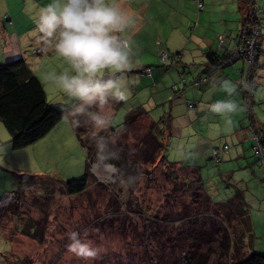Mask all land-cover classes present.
<instances>
[{
	"label": "rangeland",
	"instance_id": "1",
	"mask_svg": "<svg viewBox=\"0 0 264 264\" xmlns=\"http://www.w3.org/2000/svg\"><path fill=\"white\" fill-rule=\"evenodd\" d=\"M125 1L115 0L122 8L125 7ZM128 1L127 10L130 13L131 23L128 27L130 32L126 37L131 40V45L139 49H132L133 58H136L133 67L136 63L143 62L152 71L161 70L166 73L171 67L181 72L188 70L185 79H190L193 87L202 83H194L196 80L204 82L200 78L205 60L200 48H208L204 38L213 39L217 35L234 36L236 20L239 22L241 19L234 0H202L201 11L196 8L198 0ZM50 2L51 0H0V64L22 58L30 69L34 68L33 72L43 85L48 103L59 111L70 113L75 111L73 108L80 102L64 96L58 87L44 79L46 74L62 72L71 74V66L68 62L54 52L55 41L44 46L36 30L39 9ZM111 2L113 0H109V3ZM223 23L227 29L224 34ZM261 35L264 36L263 30ZM259 37L260 31L257 30L253 42L257 43ZM213 42V49H216L217 38H214ZM256 49L254 47V50ZM238 51L240 47L236 49L233 57L237 53L240 54ZM37 52H41L42 55H38ZM175 52H179L182 57L180 54L177 57ZM161 53H167L166 62L160 60ZM12 55L13 59L10 58ZM180 58H182L181 62H177ZM172 60L176 64H173ZM133 67L131 70H134ZM101 75L104 79L108 78L104 73ZM237 75L238 82L233 75L227 80L234 82L237 88L243 87L239 88L241 95L239 104L242 105L239 107L245 109L249 123L242 96L243 93L245 94L243 80L247 75L242 72H237ZM155 84L158 85L152 97L156 100L157 97L161 98L165 95L164 88L170 83L164 85L155 82ZM136 85L131 88L133 94L137 91L139 81ZM177 85L181 91L182 83L178 82ZM145 89L148 91L138 92L137 99L140 102L145 101L148 95L152 94L149 86ZM166 92L170 93V89L168 88ZM134 102L138 103L137 100ZM197 102L198 100H194L193 104L196 105ZM166 106L168 107L169 103H166ZM248 107L252 117L264 123V102H259L256 98ZM158 108L151 112L149 107H145L150 111L151 119L152 113ZM88 109L90 112L98 111L96 105ZM193 112L195 110L189 112L191 122L196 119L195 116L190 115ZM169 114L172 117L171 113ZM162 116L160 114L155 121H159ZM123 119V115L117 114L112 126H120ZM78 122L82 127L83 141L92 145L91 136L94 135V129L91 127L89 117ZM211 122L204 124L201 120L198 129L188 128L183 131L189 135L194 134L195 140L198 136L209 138V146L216 151L219 150L220 163L216 164L213 159H204V149L201 153L195 145L190 144L192 139L184 133L182 136H170L163 157L168 163L198 168L203 191L213 203H224L235 194H240L248 208L253 228V239L249 247L245 246V249H242V256H249L252 252L264 256V174L263 171L258 170L260 167L253 152L250 133L248 130H246L247 135L234 133L229 123L220 120V123H223L221 131L217 117ZM213 128L215 129L212 133L207 131ZM109 130L110 127L100 132L110 134L108 143L115 144L116 139H119L125 145L128 143L129 147H133L132 143L135 139L142 137L144 133L139 127L118 134H112ZM224 130L230 134H225ZM233 134L240 138L243 147ZM252 138L258 142L254 134ZM224 146L228 148L225 153L221 151ZM261 148L263 149L262 146ZM241 150L256 166L261 174L259 178L246 169L244 159L237 158L238 151ZM128 158L130 159V156ZM94 165L96 163L93 161L87 164L85 152L79 145L68 118L67 122L62 120L37 142L20 149L12 148L10 135L0 121V264H201L200 261L191 263L182 256L185 245L182 246V237H178L182 219L172 223L171 218L168 222H164L167 218L157 217L159 206L164 203V192L175 191L176 188L172 181L167 183L163 173L159 172L164 169L162 165L157 164L149 178L141 177L140 180L137 178L135 188L121 183L122 189L115 186L118 172L114 177L109 175L100 178L93 170ZM86 171L89 180L83 194L68 196L61 190L64 182L80 177ZM182 172L177 170V175L180 177ZM219 173L224 175L221 177ZM20 175L31 178L32 184L26 189L23 187L19 189V192L23 193L20 194L16 204L13 192L19 187L17 180L22 179ZM188 177L190 176L186 179ZM181 188H176L178 194ZM186 195L188 196L187 192L181 198L183 205L191 207L193 198ZM126 197L132 200L129 207L125 208L122 204L126 203ZM173 200L178 199L173 197L169 199V201ZM172 204L171 207L175 210L181 208ZM183 205L182 209H185ZM8 206L18 208L17 219H10L9 213L8 217L3 216L2 212ZM138 206L142 209L140 214L137 212ZM23 223L33 226L24 228ZM145 225L148 226L145 228ZM155 226L162 230L157 232ZM72 231L78 232L81 239L92 241L100 249L97 259L81 260L68 251L67 246L70 243L68 234ZM247 242L249 244V241ZM197 253L204 255V250ZM215 258L216 255L210 256L206 264H215Z\"/></svg>",
	"mask_w": 264,
	"mask_h": 264
},
{
	"label": "trees",
	"instance_id": "2",
	"mask_svg": "<svg viewBox=\"0 0 264 264\" xmlns=\"http://www.w3.org/2000/svg\"><path fill=\"white\" fill-rule=\"evenodd\" d=\"M198 2L202 4V1L198 0L197 4ZM197 10L201 11L198 7ZM238 10L241 15V32L238 36L239 39L234 45L240 47L241 51H244L246 47L245 43L249 36L248 32H250L253 26H256L260 31L261 19L257 15L256 0H238ZM230 37L218 36V51L208 50L204 54L205 60L201 79L205 81L210 80L214 74L230 68L234 62L242 58L241 54L237 53L236 60L231 61L234 52L236 53V47L234 46L235 49H232L226 46V40H230ZM221 40L224 41L222 45H220ZM256 48L253 51V63L249 66V72L243 80L244 84H251L252 89L248 91L244 88L245 94L243 93L242 96L250 120L248 130L250 132L252 130L254 136L258 139V143L264 149V141L257 135L258 129L256 130L254 126L256 120L252 117L248 107L252 103L253 94L257 86L255 73L258 69V55L260 54L258 40ZM38 55L42 54L38 53ZM147 68L145 67L144 69ZM197 82L201 83L203 81L196 80L194 83ZM239 88L242 89L243 87L239 86ZM115 103L116 109L122 106V102ZM88 108L90 107H87V111L84 114H74L75 111L65 113L70 120L79 145L85 152L87 164L92 162L97 155V147L94 145L96 141L93 139L92 145L83 141V134H81L82 127L80 125L75 127L72 122H82L87 118V113L90 112ZM191 108V106L188 107V109ZM63 114V111L57 110L48 103L42 83L22 58L6 64H0V121L4 124L10 135L12 148H24L43 138L59 122L64 120ZM171 120L169 115H165L157 122L152 121L149 117V111L143 106L137 105L126 113L120 126L114 127L111 124V130H109L112 134H118V132L126 133L135 127L142 129L144 133L142 137L135 139V142L132 143L133 147H129L128 143L126 145L123 144L119 139H116L115 144H110L108 143L110 134L105 132L99 133L100 136L105 138V154L115 157L111 160V163L117 166L118 172L116 177L119 183L117 184L116 181L115 186L118 189H122L121 183H123L125 186L135 188L137 178H139L138 180L141 177L149 178V175L154 172L155 167L162 165L164 169H161L159 172L163 173L165 181L167 183L168 181H172L176 185V188H181V186L183 188H181L182 190L179 194L176 188L174 189L175 191L164 192V203L159 206L157 217L161 216V219L167 218L164 222H168V219L171 218L172 223H176L182 219L181 232L178 233V237H182V246L185 245L182 255L184 258L188 259L191 263L200 261L201 264L203 262L206 264L210 256L216 255L215 264H264L263 255L252 252L249 256H242V249L245 246L249 247L253 239L250 215L242 196L235 194L224 203H213L205 191H203L198 168L165 161V157L163 156L167 141L171 136ZM91 137L93 138V136ZM251 139L254 152L256 143L252 137ZM221 151L226 152V150ZM218 154L219 150L213 149L210 156V159H213L216 164L221 162ZM128 156H130V159ZM255 156L257 157L256 162L264 174L260 157L258 155ZM177 170L183 171L180 177L177 175ZM187 176L190 177L186 179ZM219 176L222 177L223 173H219ZM20 177L22 179L17 180L19 182L18 191L13 192L16 204L20 198V194L23 193L19 192V189L22 187L26 189L32 184L30 183L32 180L28 176L20 175ZM88 180L89 174L86 171L82 176L64 182L61 185V190L68 196H79L86 190ZM153 182L157 183V181ZM186 192L188 193L187 197L193 198L191 207L183 205V201L181 200L183 194H186ZM171 197L178 200L169 201ZM125 200L126 203L123 202L122 205L126 208L129 207L132 199L126 197ZM171 204L174 206L178 205L181 208L175 210L171 207ZM182 205L185 209H182ZM138 207L139 210L137 212L140 214L142 213V209L140 206ZM164 209L166 210L164 211ZM17 211L18 208L16 206H8L3 210L2 214L6 218L9 213L10 219H17L19 217V214L16 215ZM149 222L152 223V220L149 219ZM26 224L23 223L24 228H31L33 226ZM147 226L145 225V228ZM154 228H157V226ZM160 230L162 229L157 228L156 231ZM247 241H249V244ZM201 250H204V255L197 253ZM225 259L227 260L226 262L223 261Z\"/></svg>",
	"mask_w": 264,
	"mask_h": 264
},
{
	"label": "clouds",
	"instance_id": "3",
	"mask_svg": "<svg viewBox=\"0 0 264 264\" xmlns=\"http://www.w3.org/2000/svg\"><path fill=\"white\" fill-rule=\"evenodd\" d=\"M131 23L130 13L113 0H51L39 9L36 30L42 44H51L56 55L71 66L69 72L46 74L44 79L60 89L64 96H69L80 103L74 114H84L87 107L96 105L98 111L87 115L94 129L97 155L93 163L113 171L117 166L111 163L114 156L105 154V138L99 133L111 126L113 115L107 110L109 98L114 102L129 99L130 87L126 73L131 70L135 59L131 40L122 38ZM138 55V54H137ZM137 57V56H136ZM112 75L104 79L103 73ZM221 88L228 95L236 94L237 85L223 80ZM245 90L251 91V84H244ZM239 105L233 100H220L210 105V112L225 117L236 112ZM67 122V115L63 114ZM228 123H231L229 120ZM75 127L78 121H73ZM70 253L81 260H95L100 249L92 241L81 239L78 232L68 234Z\"/></svg>",
	"mask_w": 264,
	"mask_h": 264
},
{
	"label": "crops",
	"instance_id": "4",
	"mask_svg": "<svg viewBox=\"0 0 264 264\" xmlns=\"http://www.w3.org/2000/svg\"><path fill=\"white\" fill-rule=\"evenodd\" d=\"M202 1V0H201ZM235 4L237 6V11H238V15H240V12L238 10V0H234ZM128 0L125 1V7L124 8H128ZM197 8V5H196ZM256 9H257V15L258 17L261 19V24H260V37H259V49H260V54L258 55V69L257 72L255 73V81H256V90H255V94L253 95V103L255 101V99L257 98L259 102H264V44H263V39L264 36L261 35V31H264V0H256ZM241 17V15H240ZM223 34L225 31H227V29L225 28V23H223ZM236 28L235 30H233L234 36H231L230 40H226V46L232 49L234 48V44L235 42L239 39L238 36L240 35L241 32V27H240V21L238 22L236 20ZM130 31L128 30V28L125 30L124 33H120L119 35L122 36V38L124 39H128L126 36H128V33ZM221 36V35H217ZM216 36L214 38H217ZM213 38V39H214ZM205 39V43L208 46V48H200L201 52L203 53V57L204 54L208 51V50H214V51H218V44H217V48L213 49V39H209V38H204ZM133 50H139L136 49L134 45H131ZM236 47V46H235ZM204 49V50H203ZM236 49H238V47H236ZM180 53L179 52H175V55L178 57ZM180 56L182 57V55L180 54ZM11 59L14 58V56H10ZM177 61V62H181ZM173 64H176L175 61L172 60ZM235 64H233L230 68L231 69H226V73L225 70H223L222 72H217L216 74H214L210 80H207L204 82H202L200 85H197L196 87H193V85H191V80L190 79H185V75L186 72L189 73L188 70L185 71H180L175 67H171V69L168 72H163L161 70L158 71H152L150 70L149 66L146 64H142L141 63H136V65L133 67L134 70H129L126 73L128 82H129V87H130V96L129 99L127 101L122 102V106L118 109L115 108V102L111 100V97L109 98V105L107 107V109L109 110L110 113H112L113 115V119L114 117L118 114L119 115H123L125 116L126 113L133 107L137 106V105H141V106H145V107H149L151 112L153 111V109H155L156 107H159L158 110L154 113H152V121H155V119H157L159 117L160 114H162L163 116L165 115H169V113H171L172 117H171V137H173L172 135H181L184 133L187 135V137L192 139V142L190 143L191 145H195L196 149H198L201 153L203 152L204 149V159H210L211 156V150H213V148H211V146H209V142L210 139L206 138V136L202 137V136H198L197 140H195L194 134L193 135H189V133H187L186 131H183L184 129H188V128H192L193 130L198 129L199 125L198 123L203 120L204 124L206 122H209L210 124L212 123L211 121H213V118L217 117L218 122L220 123V120L225 121V123H228L227 120H230L231 123H229V126L231 128V130L234 133H240V135L242 134H246L247 132L246 130H248L250 125L248 123L247 117H246V112L245 109H241L240 107L238 108V110L232 114H230V116H228L229 119H226L225 116L222 115H218L215 113L210 112V105L215 103L216 101H220V100H233L234 102H236L239 106H242L240 103V99H241V95L239 93V88L236 89V94L233 95H228L227 93H225L223 91V89L221 88V85L223 83V80H227L229 76L233 75L235 77V81L238 82L239 81V77L237 75V72L240 73L242 72L243 74L245 73V75L249 72V67H248V63L247 61L242 57L240 59H238L236 62H234ZM247 63V64H246ZM148 67L147 70L149 71V75H146V73L144 72V68ZM172 68H174L175 70H173ZM31 70L33 71L34 68L32 67ZM230 72V75H228V73ZM234 72V73H232ZM107 73V74H106ZM105 75L108 76V78L112 75L111 71L105 72ZM130 77L132 78V80L130 81ZM201 77V75H200ZM107 79V78H106ZM141 80V81H140ZM137 81H139V86L137 88V91L133 94L131 88L137 86L136 83ZM163 81V82H162ZM170 81V82H167ZM183 81V83H182ZM155 82H161L164 83V85H167L168 83H170L166 88H164L165 90V95L161 98H156V100L152 97V95L155 93V89L157 87V85L155 84ZM178 82L179 84L182 83V90L179 91L178 88ZM234 83V82H233ZM235 84V83H234ZM163 85V84H162ZM149 86V90L151 91V96L148 95V98H146V102H140V100H138V92H146L148 91L147 88ZM170 89V93H167L166 90ZM176 90H175V89ZM162 92V90L160 91ZM173 95H170V94ZM134 100H137L138 103H135ZM194 100H198L197 102V106L193 104ZM202 101V102H201ZM166 103H169V106H166ZM191 106V109H188V107ZM144 107V108H145ZM76 107H74L73 109H75ZM72 109V110H73ZM192 110H195V112L191 113V116H195L196 119L191 122L190 121V117H189V112H192ZM149 111V110H148ZM69 113V112H68ZM150 113V111H149ZM150 117V114H149ZM222 118V119H220ZM112 119V121H113ZM255 122H254V126L257 130V135L258 137L261 138V140L264 141V123L260 122L257 118H255ZM112 124V123H111ZM218 124V123H217ZM223 123H220L219 126H221V131L223 130ZM245 127V128H244ZM216 128V127H215ZM207 129V131H211V133L214 131ZM225 131V130H224ZM248 132L250 133V140L252 137V133L248 130ZM225 134H230L227 131H225ZM224 134V135H225ZM223 135V136H224ZM233 136L236 137V141L239 144H242L241 147H243V143H241L240 138L237 137V135ZM226 146H224L221 150H224ZM227 148V147H226ZM228 151V148L226 149V152ZM223 152V151H222ZM248 152V150L246 151ZM237 158H241L244 159L245 161V165H246V169L250 170L251 174L253 176H255L256 178H259L261 176V174L259 173V171H257L256 166L254 165V163H251L252 160L249 159L246 154L244 153L243 150H241V152L238 151L237 154ZM258 164V163H257ZM259 166V164H258ZM260 167V166H259ZM258 167V168H259ZM258 170H261L260 168ZM262 172V170H261ZM224 175V173H223ZM259 183L261 184V181L259 180Z\"/></svg>",
	"mask_w": 264,
	"mask_h": 264
},
{
	"label": "built area",
	"instance_id": "5",
	"mask_svg": "<svg viewBox=\"0 0 264 264\" xmlns=\"http://www.w3.org/2000/svg\"><path fill=\"white\" fill-rule=\"evenodd\" d=\"M197 7L199 10L202 9V4L201 2H198L197 4ZM257 27L256 26H253L249 32V38L248 40L246 41V47H245V50L244 51H241L240 50V54L241 56L247 61L248 65L251 66L252 63H253V58H252V54H253V51H254V47H256V41L255 43L253 42V38L257 35ZM224 43V41H220V45H222ZM239 52V51H238ZM37 53H41V52H37ZM167 53H161L159 55V58L162 62H166L167 61ZM236 57H233L232 60H236ZM144 72L146 73V75H149V71L147 69L144 70ZM255 139V138H254ZM253 139V140H254ZM256 143V146L254 148V153L255 155H258L260 157V163H261V166L264 170V150L261 148V145L258 143V142H255ZM224 150H226V147L224 148ZM215 154V152H214Z\"/></svg>",
	"mask_w": 264,
	"mask_h": 264
},
{
	"label": "bare ground",
	"instance_id": "6",
	"mask_svg": "<svg viewBox=\"0 0 264 264\" xmlns=\"http://www.w3.org/2000/svg\"><path fill=\"white\" fill-rule=\"evenodd\" d=\"M94 172L97 176H99L100 178H104L105 176H109V175H106V173H111L112 172V169L110 168H107V167H102L101 165H94Z\"/></svg>",
	"mask_w": 264,
	"mask_h": 264
}]
</instances>
